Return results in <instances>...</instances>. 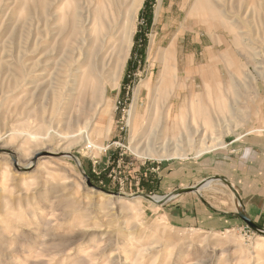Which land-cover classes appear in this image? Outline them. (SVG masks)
<instances>
[{
    "label": "rangeland",
    "instance_id": "1",
    "mask_svg": "<svg viewBox=\"0 0 264 264\" xmlns=\"http://www.w3.org/2000/svg\"><path fill=\"white\" fill-rule=\"evenodd\" d=\"M195 1L143 0L119 78L85 76L76 92L65 89L64 58L75 37L59 32L75 0H0V264H264V234L237 217L241 200L227 180L264 145V0L251 11L226 0L194 13ZM172 42L174 83L159 105L169 117L153 120ZM89 119L101 150L86 149L83 133L70 137ZM152 133L192 141L133 152ZM201 138L210 148L199 154ZM1 148L22 164L38 159L16 170ZM220 174L227 182L161 203L144 197ZM182 198L206 199L227 223L175 222L166 209Z\"/></svg>",
    "mask_w": 264,
    "mask_h": 264
},
{
    "label": "bare ground",
    "instance_id": "2",
    "mask_svg": "<svg viewBox=\"0 0 264 264\" xmlns=\"http://www.w3.org/2000/svg\"><path fill=\"white\" fill-rule=\"evenodd\" d=\"M225 1L226 0H196L192 6V12L195 13L198 10L202 11V9H204L202 7L205 6L208 7V5L212 6V4L213 7L215 5L219 7H224V5L226 4ZM142 2L143 0H75V2H73L74 4L71 10L69 11V14L66 16L64 15L65 22L63 23L62 28L59 30V32L62 33L64 37H71V36L75 37L74 38L75 48L72 51H70L71 50L70 48V50H68L69 52L65 54L64 58L71 60V67L67 71L69 73L68 76L70 78L72 77V85L74 86L77 83V85L79 86H75L74 88L72 85L65 86L66 91L69 90L78 91L79 89L80 92L81 89H84L85 86H82V83L85 76L86 79L87 76L89 78H95V79L97 77L108 78L111 80L110 82H113L114 80L116 81L119 78L123 66L125 65L127 57L129 55V51L132 45V37L135 31L134 21L137 16L139 8L141 7ZM253 4H254V0H240L239 2V6L243 5L249 7L252 6ZM46 5L50 6V3ZM255 14H257L256 11ZM237 17L242 21L241 19L242 17L240 15H237ZM250 20H252V18H250ZM96 26L100 27L99 30L96 29ZM215 26L218 27V25ZM237 37L238 36L236 35V38ZM74 50L76 51L75 53H73ZM165 52L167 56H165L161 61L163 67L159 74L160 76L159 85L153 91L154 96L153 99L151 100L152 107L150 109V113L148 116L151 117L153 120L162 119L163 117L165 118L169 117V110L165 111V113H162L160 111L161 107L159 108V105H161L160 97L164 95L166 90L170 89L169 86L173 82L172 76L174 75V68H173V64L171 63V59H172L171 47L167 48ZM93 85L94 84L92 83L91 92H90L92 95L95 94L98 88V86H93ZM132 111L133 110H131V112ZM134 113L137 114V108ZM101 115L103 116L104 114L102 113ZM92 124H96V123H92ZM84 125H85L84 128L76 127L77 129L76 130L74 129L75 131L71 133L70 137H79L82 136L83 133L85 143H87L86 144L87 146L85 147L86 149H92V148H97L99 150L103 149L104 147L101 144H97L92 138V133L95 132L94 129H97L99 124L95 125L94 128L92 129V132L90 133H88L87 131L90 128V119L89 121L85 122ZM164 137L165 136H163L162 138V136L158 135V133H152V135L151 136L149 135L146 138V140H144L142 143L137 142L138 144L132 147L133 152L137 154L140 153L146 154V152L148 153L155 152L157 149L158 150L161 149L164 151L168 149L170 145H172L173 147L170 148L176 151L178 147L184 145L188 146L190 145L189 144L190 141H192L189 136H186L187 138H184V140L182 141L180 140V143L178 144L179 140L177 141L176 139L175 140L173 139L175 141L173 142L170 141L172 139L169 140L168 138L167 140ZM203 140L204 139L201 138V141L199 142V146L197 149L199 154L207 151L210 148L208 146L203 145ZM2 152L8 153L10 158L13 161H15L16 170H24L30 168L35 163V160L38 159L37 154L39 153L37 152L35 154L34 156L35 160H32L31 164L29 163V161L22 164L17 161L18 156L15 153L16 151L14 152V150L13 151L2 150ZM58 153L60 152H57L55 154ZM212 181L213 180L206 179L204 185H202L197 190L200 191V189L208 186ZM171 197H173V195ZM163 199L164 196H158V195L152 196L153 203L160 202ZM238 206L240 207V205Z\"/></svg>",
    "mask_w": 264,
    "mask_h": 264
},
{
    "label": "crops",
    "instance_id": "3",
    "mask_svg": "<svg viewBox=\"0 0 264 264\" xmlns=\"http://www.w3.org/2000/svg\"><path fill=\"white\" fill-rule=\"evenodd\" d=\"M169 46H172L175 52V43L172 42L167 47ZM262 146L256 150L252 149L249 162L242 163L241 168L236 167L234 174L228 175L227 180L234 185L238 193L241 200L240 208L251 220L264 226V145ZM218 176L223 178V174ZM210 178H215V176L203 180ZM166 211L175 222H184L194 226L211 228L227 223L225 220L227 218L224 217L226 211L214 208L213 204L202 198L200 202L182 198Z\"/></svg>",
    "mask_w": 264,
    "mask_h": 264
},
{
    "label": "water",
    "instance_id": "4",
    "mask_svg": "<svg viewBox=\"0 0 264 264\" xmlns=\"http://www.w3.org/2000/svg\"><path fill=\"white\" fill-rule=\"evenodd\" d=\"M84 177L87 179V176L84 174ZM220 177H215V178H210V180H216V179H219ZM222 180H224L225 182H227L225 179L221 178ZM206 182V180H202L201 182H199L198 184L194 185V186H191V187H186V188H182L180 190H178L176 193H170V194H167L164 196V199L160 202H157V203H161V202H164L168 199H170V197L173 195H176V194H179V193H183V192H190V191H198L197 189L200 188L202 185H204V183ZM87 184L88 185H91V183L89 181H87ZM96 189H99V190H103L99 187H96L94 186ZM104 192H107L108 191H105L103 190ZM116 194V193H114ZM144 197L150 201H152V197L150 196H147V195H144ZM236 215L241 219L243 220L248 226H250L253 230H255L256 232H259V233H262L264 234V227H262L261 225L255 223L253 220H251L246 214L245 212L242 210H239Z\"/></svg>",
    "mask_w": 264,
    "mask_h": 264
}]
</instances>
